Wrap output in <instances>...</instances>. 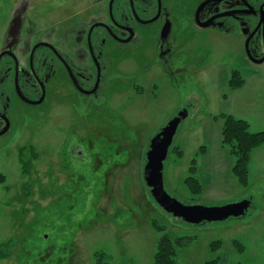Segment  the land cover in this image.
<instances>
[{"label":"rangeland","instance_id":"1","mask_svg":"<svg viewBox=\"0 0 264 264\" xmlns=\"http://www.w3.org/2000/svg\"><path fill=\"white\" fill-rule=\"evenodd\" d=\"M84 1L0 0V53L9 46L22 62L38 39L64 35L71 25L65 19H91L81 11ZM30 12L37 24L32 21L26 38L18 21ZM70 34L71 64L88 69L78 56L86 47L72 38L74 25ZM146 46L137 38L118 46L116 57L105 46L106 70L90 100L66 99L69 87L62 83L60 93L38 107L13 106V125L0 134V244L10 250L0 264H155L163 236L174 245L173 264H264V144L251 150L243 185L220 134L224 114L246 120L251 131L264 130V62L252 65L237 44L188 28L163 47L162 73ZM208 49L213 56L207 57ZM130 54L134 62L122 60ZM234 69L244 79L235 89L228 85ZM54 89L52 83L49 92ZM181 111L186 117L163 163L166 191L204 206L249 199L244 215L191 224L155 202L143 178L146 148ZM72 145L82 157L71 153ZM27 150L37 158L25 173ZM188 175L200 181V192L185 183Z\"/></svg>","mask_w":264,"mask_h":264},{"label":"flooded vegetation","instance_id":"2","mask_svg":"<svg viewBox=\"0 0 264 264\" xmlns=\"http://www.w3.org/2000/svg\"><path fill=\"white\" fill-rule=\"evenodd\" d=\"M188 1L85 0L81 11L93 15L91 19H85V22L65 19L71 25L69 29H65L64 35L61 36L60 31H57L48 39H38L22 62L9 46L4 47L0 58V63H5L0 76V134L9 131L13 125V106L21 104L38 107L52 93L57 96L61 89L58 85L62 83L69 87L68 93H64L66 99L86 97L90 100L96 96L106 70L105 46L108 47L107 54L116 57L118 46L128 45L137 38H142L146 46V42L150 40L152 45L146 46L147 57L153 58L152 63L159 66L163 73V47L170 45L174 36L191 28L192 32L197 31L206 37L211 33L218 35L219 40L228 46L237 44L247 62L252 65L264 62V0H195L189 7L186 5ZM17 10L13 13L14 20H17ZM72 14L77 15L72 12L71 16ZM35 18V14L30 12L24 14L25 22L21 23L19 19L18 29L20 32L24 29V37L30 36L32 21L36 23ZM42 20L40 22L44 23ZM73 25L74 33L77 32L72 37L74 42L79 39L87 51L78 56L86 58L88 69L78 70L71 64L73 42L70 33ZM150 25L153 27L148 31L144 30ZM164 25L167 27L164 28ZM54 34L60 39L55 38ZM16 41L17 38L13 39V42ZM122 52L125 53V50ZM210 56L213 55L208 49L207 57ZM74 58L80 64L76 55ZM134 58L135 55L130 54L122 60L134 62ZM52 83L55 84V89L49 92ZM56 96L53 97L55 100ZM70 151L82 157L78 146L72 145Z\"/></svg>","mask_w":264,"mask_h":264},{"label":"water","instance_id":"3","mask_svg":"<svg viewBox=\"0 0 264 264\" xmlns=\"http://www.w3.org/2000/svg\"><path fill=\"white\" fill-rule=\"evenodd\" d=\"M1 57L2 53L0 54ZM185 115V111L179 112L161 127L149 141L145 154L143 173L144 181L150 188L151 195L162 209L191 224H199L206 221H220L229 217L243 215L249 205V200L247 199L215 206L188 204L171 196L164 188L163 163L168 155L177 126Z\"/></svg>","mask_w":264,"mask_h":264},{"label":"trees","instance_id":"4","mask_svg":"<svg viewBox=\"0 0 264 264\" xmlns=\"http://www.w3.org/2000/svg\"><path fill=\"white\" fill-rule=\"evenodd\" d=\"M243 83V77L240 76L239 72L234 70L229 79V86L235 89L243 85ZM220 134L222 144L228 145L230 147V151L235 155V162L233 164V171L235 175L238 177L241 184L246 185L249 156L253 148L264 144V130L251 131L246 120L236 118L231 114H224ZM172 150L175 151L178 157L183 155V151L179 149L178 146H174ZM28 154H30V151ZM32 158H37L35 151H32L30 159H23L21 157L22 167L25 173H28L31 169L30 161ZM194 169V165H191L190 171L193 172ZM3 180L4 175L0 173V181ZM184 181L192 188L193 191H201L202 185L195 176L188 175ZM159 244V249L154 258L155 264H173L175 248L172 241L168 237L163 236ZM9 251L8 243L0 244V258L8 256ZM208 264H215V261H211Z\"/></svg>","mask_w":264,"mask_h":264}]
</instances>
